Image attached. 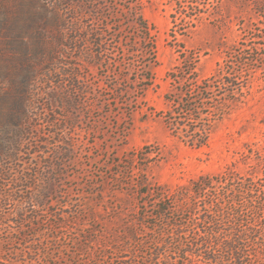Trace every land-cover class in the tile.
I'll list each match as a JSON object with an SVG mask.
<instances>
[{
  "label": "rangeland",
  "instance_id": "374dc122",
  "mask_svg": "<svg viewBox=\"0 0 264 264\" xmlns=\"http://www.w3.org/2000/svg\"><path fill=\"white\" fill-rule=\"evenodd\" d=\"M98 1L104 13L111 9L121 15L128 9L141 8L151 28L154 82L130 114L119 108L112 96L108 97L111 106L107 109L92 100L102 72L79 57L82 39L89 52L86 39L101 23L90 14ZM90 2L0 0V121H5L14 101L12 115L19 117L25 107L29 131L18 156L0 162L14 181L31 177L27 184H3L8 191L13 188L41 195L40 229L54 222V214L68 217L66 225L55 232L67 250L58 252L60 242L50 246L62 256L58 264H119L120 254L111 248L106 247L112 253L106 260L100 257V261L94 259V250L102 245L121 246L124 231L136 224L135 215L143 201L139 191L144 185L161 186L171 192L227 167L242 174L250 169L257 171L252 169L256 157L264 156L261 71L253 75L244 102L216 126L206 147L184 144L153 112L166 107L164 96L170 89L166 73L178 64L181 55H198L199 75L209 76L230 47L249 38L245 31L263 28L255 36L264 35V12L260 16L252 6L256 3L259 9L264 0ZM124 28L132 32L131 22ZM103 29L105 38L111 41V23ZM81 79L85 80V94L79 93L74 84ZM127 99L120 97L119 105ZM243 153L250 157L245 163ZM15 200L18 202L11 208L20 205V198ZM70 217H76L80 224H71ZM8 231H12L9 225L2 224L0 237ZM36 231L29 229L26 233ZM84 233L93 242L83 239ZM70 237L82 239L84 252L89 253L73 255L79 241L73 242ZM151 251L156 252L153 244H149L145 256ZM53 263L48 259L44 264Z\"/></svg>",
  "mask_w": 264,
  "mask_h": 264
},
{
  "label": "trees",
  "instance_id": "16d2710c",
  "mask_svg": "<svg viewBox=\"0 0 264 264\" xmlns=\"http://www.w3.org/2000/svg\"><path fill=\"white\" fill-rule=\"evenodd\" d=\"M252 6L263 16L264 5L259 9L256 3ZM101 9L98 1L90 12L91 18L101 23L86 39L90 43L89 52L82 39L79 57L102 72L92 100L107 109L111 106L108 97L112 96L118 107L130 114L154 82L155 47L151 28L141 8L128 9L121 15L111 9L104 13ZM130 22L132 32L124 28ZM109 23L113 33L108 42L103 27L107 28ZM262 29L245 31L249 38L230 47L209 76L199 75L198 55L180 56L178 64L166 73L170 85L164 96L166 107L153 111L172 136L194 148L209 145L216 126L250 93L253 75L258 71L264 74V35L255 36ZM74 84L79 93L85 94L84 79ZM122 96L128 97L121 103L123 107L118 102ZM14 106L16 103L12 101L5 121H0V161L14 160L22 139L29 133L25 124L27 110L22 108L16 118L12 115ZM247 158L249 155L243 153L244 163ZM256 159V167L252 169L257 171L250 169L242 174L227 167L216 175L201 176L189 187L179 186L171 192L161 186L144 185L139 191L143 201L135 215L136 224L132 223L124 231L119 248L96 247L94 259L106 260L112 253L107 252L108 247L120 254L117 256L119 264H177L180 261V264H264V156ZM9 174L0 162V226L5 224L12 229L5 237H0V264H44L48 259L58 264L62 256L56 255L50 246L60 242L58 252L67 250V245L55 232L66 225L64 220L68 217L63 213L54 214V222L40 229L41 195L13 188L8 191L3 184V181L8 186L27 184L31 177L23 176L14 181ZM17 197L20 205L11 208L18 202ZM68 221L74 226L80 224L76 217ZM29 229L37 231L27 234ZM82 238L93 242L88 233ZM70 240L79 241L73 255L89 253L84 252L86 244L82 239L70 237ZM149 244L154 245L156 252L145 256Z\"/></svg>",
  "mask_w": 264,
  "mask_h": 264
}]
</instances>
